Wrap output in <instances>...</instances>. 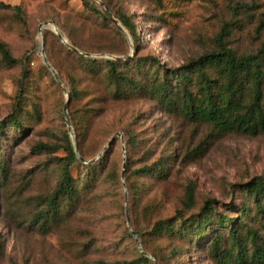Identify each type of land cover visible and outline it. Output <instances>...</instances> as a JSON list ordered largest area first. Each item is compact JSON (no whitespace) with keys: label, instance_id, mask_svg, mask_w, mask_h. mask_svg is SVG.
Wrapping results in <instances>:
<instances>
[{"label":"rangeland","instance_id":"1","mask_svg":"<svg viewBox=\"0 0 264 264\" xmlns=\"http://www.w3.org/2000/svg\"><path fill=\"white\" fill-rule=\"evenodd\" d=\"M0 1L20 11L0 9V42L17 61L7 64L0 54V121L14 115L23 127L5 124L0 131V264H147L137 262L142 252L131 234L135 229L144 233L137 236L142 250L163 264H219L210 251L216 232L222 234V249L230 252L231 262L239 264L234 263L238 247L228 240L229 224H213L217 231L197 241L191 236L148 235L158 220L176 223L178 211L189 221L206 199L214 200L213 219L221 214L235 220L244 264H253L251 237L245 234L251 230L261 242L264 226L242 188L256 177L264 178V133L219 134L210 125L163 112L147 97L114 99L103 77L105 69L90 74L76 56L99 61L145 58L143 71L150 74L156 67L146 58L155 57L172 70L214 50L215 37L232 21L239 27L230 31L226 45L238 55L252 54L264 42V0H165L160 7L154 0H106L113 17L115 11L132 16L137 45L125 28L124 34L109 17L104 20L86 10L81 0ZM237 4L247 7L239 9ZM48 22L89 56L68 53L50 28L41 27ZM72 90L76 96L71 99ZM117 134L123 143L118 136L108 146ZM130 135L140 140L138 148L127 147ZM65 136L72 147L76 144L81 163L98 167L97 176L67 219L42 230L37 215L59 178L55 158L64 157ZM36 146L49 149L36 151ZM164 159L168 170L163 177H130L144 186V193L129 207L124 198L126 166L133 170ZM70 173L82 181L86 169L75 166ZM187 188L194 202L189 210L183 208ZM243 207L247 212L242 217Z\"/></svg>","mask_w":264,"mask_h":264},{"label":"trees","instance_id":"2","mask_svg":"<svg viewBox=\"0 0 264 264\" xmlns=\"http://www.w3.org/2000/svg\"><path fill=\"white\" fill-rule=\"evenodd\" d=\"M81 1L86 10L100 14L104 20L108 19L107 12L102 8L100 9L94 0ZM154 1L160 7L165 0ZM101 2L110 10L106 0H101ZM236 7L243 9L247 6L237 4ZM0 9L20 12L18 7H12L1 1ZM164 15L165 12H162L160 17ZM114 17L120 21L132 38L133 43L137 45L139 42L137 27L132 16L115 11ZM235 27H239L236 21L224 24L215 37L214 50L192 58L185 65L172 70H168L155 57L146 58L151 67H156L152 74L148 70L147 72L143 71L146 64L144 63L145 58L127 59L125 61H99L76 56V59L90 74L96 75L101 68L105 69L103 77L112 87L114 99H125L132 95L147 97L153 100L163 112L174 113L188 122L210 125L219 134L256 135L257 133H264V42L255 53L236 54L226 45L225 41V38ZM69 42L73 47H76V44L70 40ZM67 51L70 54H76L72 50ZM0 54L7 64L17 63L1 42ZM70 96L71 99L76 96L74 90ZM19 101L17 99L15 106L17 109H19ZM5 124L6 126H15L20 130L23 129L14 115H11L5 122L0 121V131ZM114 140L110 145L113 144ZM126 144L130 149H135L140 145V140L135 135H130ZM48 149L47 146L35 147L36 151ZM62 149L64 157L55 158V162L60 168L59 178L55 187L45 197L44 208L37 215V221L42 230L67 219L79 202L81 193L89 189L90 180L97 176L98 167L81 163L67 136H65ZM102 162L103 160L99 164ZM165 162L164 159L160 163L151 166L143 165L133 170H130V165L126 166L129 207L131 202L136 201L138 196L144 193V186H137L130 180V177L136 176L140 179L163 177L168 170ZM75 166L86 169L82 181L71 176V168ZM0 173L4 174L3 166H0ZM115 176L117 177L116 173H114ZM242 191L247 198L254 202L255 215L260 216L264 226V207L262 205L264 201V178H254L242 188ZM193 203L192 189L187 188L183 208L189 210L193 207ZM213 203L214 200L206 199L199 214L193 216L189 221L184 219L181 211L176 212V223L179 224L177 227L172 219L158 220L154 222L148 235H176L181 239L191 236L197 241L209 231H217L212 226L213 224L218 228H224L229 224L228 240L232 246L238 247V255L234 263L244 264L247 258L242 252V236L235 220L221 214H216L213 219L215 209ZM246 212L247 210L243 207L241 216H245ZM133 232L139 238L144 235L137 229ZM245 235L247 238L251 237L250 261L253 264H264V238L258 242L255 233L251 230H247ZM222 241V234L216 232L210 244L211 254L216 257L219 264H233L230 259V252L222 249ZM141 244H143L142 241ZM151 257L156 263L163 264V261L154 253H151ZM137 262L151 263L149 258L142 253H139Z\"/></svg>","mask_w":264,"mask_h":264},{"label":"water","instance_id":"3","mask_svg":"<svg viewBox=\"0 0 264 264\" xmlns=\"http://www.w3.org/2000/svg\"><path fill=\"white\" fill-rule=\"evenodd\" d=\"M95 2H97L99 4L100 7H102L106 12H107V15L109 17V19L117 26L118 30L122 33L125 34L124 32V27L111 15L110 11L108 10V8L100 1V0H94ZM41 27H48L50 28L54 33L55 35L66 45L67 48H69L70 50L74 51L75 53H78V54H81V55H84V56H89V54H85V53H81L80 51H78L75 47H73L70 43L67 42V40L65 39V37H63L59 31L56 29V27L51 23V22H48V23H44L41 25ZM43 51V49H42ZM133 56L132 55H129L127 57H125L124 59L127 60V59H130L132 58ZM43 58V63L45 64V66L49 69V71L53 74V77L55 79V81L57 82V84H59L62 88V83H61V80L59 79V77L57 76L55 70L51 67V65L49 64V62L47 61V59L45 57H42ZM112 59H115V60H121L123 58H119V57H113ZM63 91H65V88H63ZM67 103H68V98L66 100V103H65V108L64 110H66V107H67ZM65 119L67 120V115L65 114ZM120 137L121 138V143H123V139L120 135H114L111 137V139L109 140L108 142V146L110 145V143L117 137ZM73 150L77 156V158H79V160L83 161L82 158L78 157V151H77V147H76V144L73 143ZM123 172H124V168H123V171L121 173V177L123 178ZM124 198H125V201H126V204H127V200H128V196H127V193L125 192L124 194ZM125 212H126V218H127V223L129 224V220H128V210L127 208L125 209ZM130 228V227H129ZM131 234L132 236L135 238V241L137 243V246L138 248L141 250V252L148 258H151L153 259L149 254L145 253L142 248H141V245L139 243V241L137 240V236L136 234L131 231ZM154 260V259H153ZM155 264H158L155 262Z\"/></svg>","mask_w":264,"mask_h":264}]
</instances>
